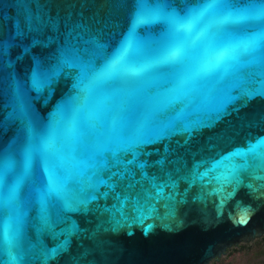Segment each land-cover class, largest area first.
<instances>
[{"label": "water", "instance_id": "95a60500", "mask_svg": "<svg viewBox=\"0 0 264 264\" xmlns=\"http://www.w3.org/2000/svg\"><path fill=\"white\" fill-rule=\"evenodd\" d=\"M160 2L178 11L197 0ZM136 11V0H0V148H22L50 127L54 134L30 161L17 153L0 162V210L29 182L11 249L2 242L0 215V264H206L227 247L264 234V189L248 187L260 182L242 172L240 183L220 191L217 179L229 155L264 138V95L248 88L259 73L215 86L223 68L210 69L162 104L158 94L171 85L130 74L146 63L131 35ZM217 20L209 12L198 21L189 37L192 49L211 37ZM134 31L145 45L160 34L154 25ZM126 40L129 56L116 75L77 87L78 69L65 68L33 88L37 65L47 75L71 52L79 64L99 68ZM111 160L128 170L129 179H111L117 170ZM61 166L71 173L70 195L52 196L42 207L31 187L47 184ZM197 168L203 179L194 176ZM93 171L114 187L96 185ZM146 202L158 211L140 219L137 205ZM242 208L250 210L247 223L236 222Z\"/></svg>", "mask_w": 264, "mask_h": 264}, {"label": "snow or ice", "instance_id": "6c2138e0", "mask_svg": "<svg viewBox=\"0 0 264 264\" xmlns=\"http://www.w3.org/2000/svg\"><path fill=\"white\" fill-rule=\"evenodd\" d=\"M136 4L137 11L133 18L131 35L137 42V52L145 57L146 63L143 68L134 69L130 74L136 77L144 76L146 80L159 78L161 86L171 85L170 92L158 94L162 104L173 102L175 97L171 93L175 90L184 89L188 84L200 80L209 73L210 69L221 68H223V73L218 77L215 86L237 82L242 73L255 74L258 72V79L249 84L248 88L259 95H264V49L261 47V35L264 34V0H218L215 4H203L197 0L195 4L185 5L178 11L172 10L171 5L162 3L160 0H136ZM209 12L218 17L215 25L216 31L200 46V49H192L189 37L198 21ZM148 25L158 27L160 34L157 39L145 45L138 41L134 29ZM250 33L252 35H249ZM2 44L3 40L0 39V46ZM129 52L130 45L126 40L99 68L79 64L74 54L66 52L56 68L47 75L42 73L37 65L32 78V86L39 90L48 78L63 72L65 68L78 69L77 87L82 86L85 80L94 81L114 76L117 68L128 58ZM250 57L252 59H249ZM20 115L26 117L23 104L20 105ZM53 139L54 134L50 127L36 142L30 141L22 148H0V162L7 164L13 161L17 153L22 154L26 161H30L33 150L40 147L46 151ZM226 162L229 167L224 168L217 178L221 185L220 191H223L224 185L240 183L239 177L242 172L246 173L250 179L260 182L258 185L249 184V188L264 189V138L256 145H249L246 150H237L232 153L226 158ZM108 163L117 169L111 172L112 180L129 179L128 170L121 168L116 160ZM102 167L107 168L108 166ZM221 167L220 163L215 165V168ZM194 176L203 179L198 168ZM132 178L134 179V174ZM70 179L69 168L61 166L47 184L39 187L33 185L31 193L40 200L43 207L47 199L52 196L69 197ZM92 179L100 187H114L97 171H93ZM28 185L29 182L23 185L22 191L17 190L6 202L4 209L0 210V215L5 218L2 242L8 249L15 246L19 237L21 226L19 208L23 203V196ZM156 197L160 198L159 190H157ZM226 198L221 200V211ZM9 204L15 208L14 217H9ZM136 211L138 217L144 219L157 212L158 209L154 204L146 202L138 204ZM249 211L247 208L240 209V218L236 222L247 223ZM10 260H15L11 254Z\"/></svg>", "mask_w": 264, "mask_h": 264}, {"label": "flooded vegetation", "instance_id": "af4514ba", "mask_svg": "<svg viewBox=\"0 0 264 264\" xmlns=\"http://www.w3.org/2000/svg\"><path fill=\"white\" fill-rule=\"evenodd\" d=\"M206 264H264V234L227 247Z\"/></svg>", "mask_w": 264, "mask_h": 264}]
</instances>
